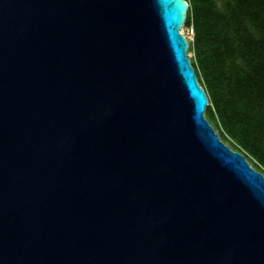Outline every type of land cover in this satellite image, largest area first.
Returning a JSON list of instances; mask_svg holds the SVG:
<instances>
[{
    "label": "water",
    "instance_id": "water-1",
    "mask_svg": "<svg viewBox=\"0 0 264 264\" xmlns=\"http://www.w3.org/2000/svg\"><path fill=\"white\" fill-rule=\"evenodd\" d=\"M186 0H0V264H264V174L225 144Z\"/></svg>",
    "mask_w": 264,
    "mask_h": 264
},
{
    "label": "trees",
    "instance_id": "trees-1",
    "mask_svg": "<svg viewBox=\"0 0 264 264\" xmlns=\"http://www.w3.org/2000/svg\"><path fill=\"white\" fill-rule=\"evenodd\" d=\"M206 117L264 174V0H186Z\"/></svg>",
    "mask_w": 264,
    "mask_h": 264
},
{
    "label": "rangeland",
    "instance_id": "rangeland-1",
    "mask_svg": "<svg viewBox=\"0 0 264 264\" xmlns=\"http://www.w3.org/2000/svg\"><path fill=\"white\" fill-rule=\"evenodd\" d=\"M181 33L182 35L187 39L188 43H192V40H193V31L187 27H182L181 28ZM187 56L188 58L190 59L191 63L194 62V53L192 51V49H188V52H187ZM200 86L204 89L205 91V87L203 85V83H200ZM212 124V123H211ZM212 126L214 127V125L212 124ZM214 129L216 130V128L214 127ZM217 134L219 135L220 137V131L219 130H216ZM221 139V137H220ZM222 140V139H221ZM223 141V140H222ZM225 144H227L228 146L231 147V145L229 143H226L225 141H223ZM232 148V147H231ZM253 167H254V164L253 163H250Z\"/></svg>",
    "mask_w": 264,
    "mask_h": 264
}]
</instances>
